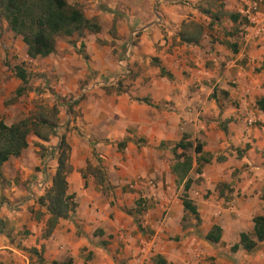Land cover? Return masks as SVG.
I'll return each mask as SVG.
<instances>
[{
    "label": "crops",
    "instance_id": "obj_1",
    "mask_svg": "<svg viewBox=\"0 0 264 264\" xmlns=\"http://www.w3.org/2000/svg\"><path fill=\"white\" fill-rule=\"evenodd\" d=\"M247 2H104L119 26L115 38L107 36L117 51L130 31L138 32L127 62L130 78L120 88L93 84L78 102L66 175L76 208L48 237L42 236L48 214L37 199L51 184L56 158L49 148L42 155L27 144L2 164L0 264H129L140 242L153 238L145 264H264V241L250 252L238 245L240 233H251L252 218L264 216V113L256 108L264 98V0L255 28L240 14ZM10 56L32 60L1 21L0 101L15 97L21 84ZM18 107L0 104V119L6 125L21 120ZM182 137L191 145L185 152L191 162L181 177L182 159L174 157L180 149H172ZM195 143L210 158L198 173ZM87 164L102 171V184L85 171ZM138 179L155 184L142 213L130 188ZM184 196L198 223L183 211ZM212 226L220 229L216 243L204 240ZM122 232L130 236L126 242Z\"/></svg>",
    "mask_w": 264,
    "mask_h": 264
},
{
    "label": "trees",
    "instance_id": "obj_2",
    "mask_svg": "<svg viewBox=\"0 0 264 264\" xmlns=\"http://www.w3.org/2000/svg\"><path fill=\"white\" fill-rule=\"evenodd\" d=\"M233 21L234 18L230 16ZM6 23V28L14 36L19 37L25 46V55L28 59L45 58L51 55L55 49L56 37H71L73 34H80L82 31L96 33L98 27L87 20L82 12L66 0H0V22ZM160 75H170L159 69ZM13 75L21 83L15 91V97H19L23 92V85L26 83V74L19 66L13 67ZM258 111L264 113V98L256 101ZM44 126L52 130L53 125L47 124L44 120L23 118L16 123L6 125L0 119V167L10 158L18 157L27 147V136L29 133L40 140L46 141V137L41 135L36 129ZM190 143L184 137L176 143L172 149H180L179 154H174L176 159H182V166L179 175L182 177L189 169L191 159L186 155ZM69 148L65 143L63 135L58 138L56 147L57 157L55 160V169L51 177L50 186L44 191L42 196L37 199L39 206L45 208L48 218L42 236L48 237L55 227L58 220L69 219L75 212L76 205L74 196L66 193V175L69 168L67 164ZM193 153L196 156L195 161L199 166L202 163L209 162V156L203 158L200 156L201 148L199 143H195ZM85 171L92 175L98 184L104 181L102 171L97 168H91L86 165ZM83 176V174H82ZM188 181L184 184V191L188 188ZM184 212L191 215L196 223L199 222L195 207L184 198L181 200ZM252 231L250 234L240 233L238 245L246 252L254 249L257 242L264 241V216L253 217ZM220 236V229L212 226L210 231L204 236L208 243H216ZM251 236V237H250ZM237 245L231 247L235 251Z\"/></svg>",
    "mask_w": 264,
    "mask_h": 264
},
{
    "label": "rangeland",
    "instance_id": "obj_3",
    "mask_svg": "<svg viewBox=\"0 0 264 264\" xmlns=\"http://www.w3.org/2000/svg\"><path fill=\"white\" fill-rule=\"evenodd\" d=\"M66 1L78 8L87 20L98 27L97 35L82 31L71 37H56L54 52L46 58L20 61L16 56H10L12 60L8 59V63L10 65L15 63L14 66H19L25 71L26 83L23 85L24 92L19 97L7 95L0 101L3 106L20 105L17 110H21V119L28 117L35 121L40 119L48 125H53L52 130L42 125L36 129L46 137V141L36 140L32 133H29L27 142L37 148L42 155L46 148H49L48 154L55 158L57 153L53 148H56L58 138L63 135L65 143L68 144L70 138H76L78 135L77 105L87 93V89L97 83H113L120 88L130 78L127 63L129 58L123 63L127 66L126 73L120 67L119 61L122 60L126 49L129 50V57L131 47L138 36V32L130 31L125 41L126 47L124 48V43L120 51L114 48L116 42L108 39L107 36L115 38L119 26L114 21L111 22L112 16L105 3L118 0H97L95 7L92 6L93 0ZM94 11H99V14L94 15L92 13ZM98 66L103 68L102 72L97 69Z\"/></svg>",
    "mask_w": 264,
    "mask_h": 264
},
{
    "label": "built area",
    "instance_id": "obj_4",
    "mask_svg": "<svg viewBox=\"0 0 264 264\" xmlns=\"http://www.w3.org/2000/svg\"><path fill=\"white\" fill-rule=\"evenodd\" d=\"M258 3H259V0H248V2L244 5V7L242 8L240 12L241 17L246 21L248 27L255 28L259 25L258 24ZM128 53H129V50L126 49V52L124 53L122 60L119 61V65L120 67L124 69L125 73L127 72L126 64H123V63H126L128 59ZM130 188L135 189L137 191L138 211H140V213L144 212L148 205V202L152 200L154 197L151 191L155 189V184L150 179L149 180L138 179L136 182L130 185ZM167 210H168L167 207H163L161 209V217L159 219V225L161 227L165 226V222L167 220ZM120 237L123 239L124 242H126L130 238L129 234L127 235L124 232L120 234ZM154 240L155 238H153V240L150 239L149 242H147V240L146 242L145 241L140 242L142 244L138 248V251L130 255L131 258H130L129 264H145L146 258L152 255V247L150 245L153 244ZM145 246H147V249H145ZM147 254L148 256L146 257Z\"/></svg>",
    "mask_w": 264,
    "mask_h": 264
}]
</instances>
